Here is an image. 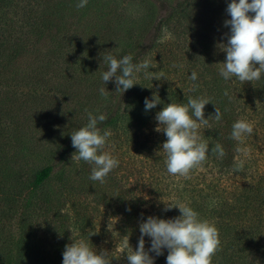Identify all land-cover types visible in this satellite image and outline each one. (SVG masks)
<instances>
[{"label": "trees", "instance_id": "16d2710c", "mask_svg": "<svg viewBox=\"0 0 264 264\" xmlns=\"http://www.w3.org/2000/svg\"><path fill=\"white\" fill-rule=\"evenodd\" d=\"M105 1L88 0L86 7L77 9L75 5L79 0H0V86L16 79L17 60L27 56L32 57L30 65H33L27 78L41 80L45 71L53 70L59 82L60 79L71 83L85 80L89 94H97V99L106 101L104 115L107 119L98 122V127L101 133L103 129L115 131L106 145L115 146L116 155L111 154L119 157V166L128 153L138 160L137 167L129 171L117 167L106 178L112 192L105 200L103 216L117 217L118 235L112 241L104 237L113 248L110 251L113 257L120 256L113 258L111 264H128L126 255H120L125 239L128 237L130 247L135 250L140 237L139 224L148 216L170 219L180 215L177 208L164 210L163 202L175 201L189 203L202 219L208 220L218 229L220 246L212 257V264H264V169L258 171L256 164L259 158L257 152L264 153V76L252 82H240L235 77L225 81L216 65L220 63V57L215 47L208 38L196 37L191 18L188 19L189 12L195 11L198 0H158L170 8L167 16L159 18V28L169 27L173 23L180 40L186 45L190 43L191 47L186 49L191 51L184 54L178 44L168 46V53H160L159 67L155 72H163L164 78L138 80L136 76L135 82L138 84L123 93L117 92L114 81L105 85L102 81L101 74L108 68L103 57L109 54L106 49L112 46L117 50L112 51L117 53L116 56L112 54L117 59L132 54L136 40L130 33L132 28L134 33L138 26L131 23L126 26L127 21L120 14L105 12L108 17L100 20L101 25L94 19L92 24H88L91 30L85 29L82 18L93 16V12L95 16H103L101 7H105ZM150 2L149 14L145 12L144 21L154 20L156 9L154 2ZM162 24L165 26H160ZM159 28L156 26L155 29L158 31ZM120 31L127 34L121 36ZM42 37H48L50 46L40 58L34 45ZM159 47V43L155 45L153 41L138 51L142 53L146 48ZM132 56L133 63H136L137 55ZM57 59H61L62 64L59 70H56ZM193 71L198 75L195 82L189 79ZM193 84L198 85L194 91ZM102 87L109 91L107 99L100 94ZM226 90L227 96L224 95ZM154 92L161 103L145 111L144 100L146 97L151 99ZM111 94L117 100L113 106L110 104ZM12 96L7 90L0 91V264H62L65 245L73 242L69 237H63L66 234L65 220L77 230V237L83 236L82 239L88 241L94 250L100 251L94 242H97L98 235L93 234L95 230L91 215L86 212L87 205L74 199L78 190L77 185L71 183L74 179L69 177L66 180L63 177L62 167L69 161V153L76 151L71 143V133L65 140L67 143L59 147L58 161L48 156L51 150H45L44 154L34 151L32 146L26 149L21 147L25 149V155L34 154L37 162H42L27 182L23 180V172L10 173L8 164L16 162L20 152L16 148L11 159L7 155L12 145L15 146L17 138L14 131L19 128V123L11 119L13 109L9 108H17L11 105ZM189 97H203L210 101L205 105L204 118L209 119L211 127L199 129L202 138L208 142L209 151L206 162L192 169L190 178H185L180 186L179 182H173L175 176L166 169V154L162 150L166 136L153 132L152 128L157 127L155 116L164 105L186 104ZM215 107L222 114L219 122L214 119ZM3 117L9 121L6 122ZM241 118L252 123L254 128L253 133L245 136L242 143L230 138L233 123ZM24 121L29 129L44 127V120L40 116L30 115ZM87 122L88 117L73 130H78ZM151 134L159 136L150 138ZM216 143H220L225 150L223 158H218L211 151ZM237 148L241 151L238 152ZM237 158L245 161L244 170L233 173ZM79 164L83 165L84 173L79 189L85 192L100 190V183L89 179L91 166L83 160ZM56 165L60 166L57 177L63 193L56 191L54 194L49 188L41 192V187L50 179ZM237 175L249 177L245 181H238ZM16 191L23 195V203L19 207L17 226L13 230L7 225L12 209L6 206V198L10 197L11 192L18 195ZM64 205L67 206L66 212L62 211ZM110 207H116V210L111 209V213ZM38 218L47 224L43 230L40 229L45 235L39 234L38 226L34 225ZM60 234L62 238L56 241ZM144 239L145 250H148L151 240L147 236ZM162 251L160 256L149 252L154 264H166L167 249Z\"/></svg>", "mask_w": 264, "mask_h": 264}, {"label": "clouds", "instance_id": "9594fccd", "mask_svg": "<svg viewBox=\"0 0 264 264\" xmlns=\"http://www.w3.org/2000/svg\"><path fill=\"white\" fill-rule=\"evenodd\" d=\"M87 3L88 0H79L75 7L82 9ZM226 12L230 16V19L224 21V25L229 27V32L225 34L227 42L217 44L226 54L224 61L216 64L219 75L225 81L232 77L240 82L260 80L264 76V0H231ZM169 38H172L170 33ZM103 59L108 68L101 74L102 81L104 85L114 81L117 92L123 93L138 84L135 82L136 74L142 70L150 79L164 78L163 72L157 74L148 71L149 68L158 67L150 59L136 64L133 63L131 54L117 59L111 53ZM189 79L195 82L198 79L197 73L193 71ZM196 87L198 85L193 84L192 90ZM99 91L105 99L108 98L109 91L105 87ZM224 95H228L227 90ZM160 103L159 96L154 92L151 99L146 97L144 100L145 111ZM208 103L210 101L203 97H189L186 104L168 103L156 113L155 131L163 132L166 136L162 150L166 154L165 165L169 174L190 178V171L206 162L209 146L199 129L211 127L209 119L204 118V108ZM221 117L219 108L215 107L214 119L219 122ZM106 119L104 114L96 116L88 112V122L70 134L72 146L76 150L72 160L88 163L91 166L89 179L100 184H104L109 173L119 166V160L103 150L112 132L108 129L101 133L98 122ZM253 131L252 123L241 118L233 123L230 138L242 143L244 137L251 135ZM211 151L218 158L226 155L220 143H216ZM237 151L241 149L237 148ZM244 164L243 159L237 158L233 173L242 172ZM163 203L165 211L177 208L180 215L170 219L148 216L139 224L140 237L136 249L130 247L126 237L120 255H126L128 264H154V258L149 252L160 256L163 254L162 250L167 249L166 264H212V257L220 246L219 232L215 225L202 219L189 203ZM145 236L151 240L148 250H145ZM72 241L65 245L62 264H111L113 258L120 257H113L112 252L103 249L97 253L83 239Z\"/></svg>", "mask_w": 264, "mask_h": 264}, {"label": "rangeland", "instance_id": "374dc122", "mask_svg": "<svg viewBox=\"0 0 264 264\" xmlns=\"http://www.w3.org/2000/svg\"><path fill=\"white\" fill-rule=\"evenodd\" d=\"M116 1L117 4L115 3V0H107L104 2L105 7H101V12L104 13L103 16H98L97 14V16H95V12H93V16L87 17L86 19L85 17H83L82 20L85 24V29H88L89 31L91 30V25L88 26V24H92L94 19H97L96 21H98V24L101 25L100 20L103 21L108 17V15H105V12L106 14L110 15L117 12L121 15L122 18L126 19V26L130 23L138 26L134 30V33L132 31L133 28L130 33L135 37L134 39L136 40V48L131 54L134 56L137 55L136 64L141 63L145 59H150L154 63H157L159 67L160 53L163 51H166L168 53V50L166 48H168V46H172L174 43L180 46V49H182V53H190L191 49H186L187 47H191L190 43L188 42L186 45L185 43H183V40H180V36H178L177 31L174 30L175 28L173 26V23H170L169 27L166 26L159 28V25L157 24L159 18L167 16L166 14L170 10V8H167L163 2L152 0L155 4H153V6L156 9L154 20L144 21L143 17L145 16V12L146 14H149L151 0H120L121 2L119 0ZM230 2L231 0H198L196 3V7L194 8L195 11L191 10L192 12H189L190 15L188 16V19L191 18V21L193 23L192 25L195 28L194 33L195 35H197L196 37L206 40L208 38L209 43H211L215 47L214 49L216 50L217 56L219 55L220 57V63L224 61L226 54L217 47V44L220 42H227V37L225 34L229 32V27H226L224 25V21L226 19H230V16H228L226 12L227 5ZM111 25L114 24L112 23ZM156 26L157 28H159L158 31L155 29ZM160 26L165 25L162 24ZM169 33L171 34L172 38H169ZM124 34H122L120 31L121 36H123ZM153 41H155V45L156 43H159V46L161 47L152 49L146 48L145 50H142V53L138 51L143 46L153 43ZM182 43L184 44V46ZM29 46L33 47L31 45ZM49 46L50 41L48 37H42L41 39L37 40L36 44L34 45V48L38 50L37 56L43 58V54L47 49H49ZM106 50L115 56L117 55V53H112V51H117L115 49V46L108 47ZM56 61V70H59L62 65L61 59H57ZM30 64H32V57H19L15 66L18 72V74L16 75V79L9 80L5 86H0L1 92H6L7 90L14 95L12 96L14 98L11 105L17 106V108L15 109L13 107H10L9 109H13L12 113H10L11 119L19 123V128L15 129L14 131V134L17 138L15 139V146L13 147L12 145L11 150L7 152V155L11 159L15 155L16 148L18 151H20L16 156V159L18 160L14 162L15 164L11 162L8 164L10 167V173L15 171L23 172L22 177L26 182L33 174V172L39 169L42 164L41 161L37 162L34 154L25 155V149L27 146H32V149L34 151H41L44 152V154L45 150H47V152L51 150L52 152H49L48 156L52 157L53 161H58L60 159L58 157V153H60L59 147H62L65 142L67 143V141L65 140L68 134L73 131L76 125H80L83 121H85L86 117H88V112H91L93 115L98 116L100 114H104L106 111V107L104 106V104H106V101L103 98L97 99V97H95L97 94H89V91L86 88L87 82L85 80H74L71 83L70 81H62L60 79L59 82V80L57 79V73L55 74L53 70H49L48 72L45 71V73L42 75L41 80H36V78L31 80L27 78L31 70L33 69V65L31 66ZM158 67L149 68L148 71L157 72ZM136 76L138 80H146V78L148 80L150 79L145 75V72L143 70L137 73ZM114 101H117L116 97L114 96V94H111L110 104L112 106L114 104ZM22 103L24 107H22ZM9 109L7 110V112L9 111ZM30 115L40 116L44 120V127H36V129L27 128L26 121L24 120H26V118ZM4 120L6 122L9 121V119L6 118H4ZM155 128L156 127L152 128L153 132L157 134L163 133L155 131ZM110 130L112 132V135H114L115 131L112 129ZM8 132L10 133L11 129H9ZM157 134H151L152 136H150V138L159 136ZM21 147L25 149H22ZM113 147L115 146L106 145L104 150L112 153L113 155H116ZM248 150L250 149L248 148ZM73 153L74 152L69 153V161L65 165L63 164V177L66 180H68L69 177L71 179H74V182L72 181L71 183L77 185L78 189L77 194L74 196V199H78L79 201H82V203L87 205L86 212L88 213V215H91V220L93 223L92 226L95 230L94 233L98 235L97 242L94 240L96 246L99 247L100 250L103 249L110 252L112 246L108 245L109 241L107 239H111V241L114 240L117 235L115 233H118V229L116 227L117 217L103 216L104 211H102V206L105 208V200L112 191L109 189L106 182L104 184H100V190L98 191H81L79 187L82 184L81 178L84 177L83 165L79 164L80 161L77 162L75 160H72ZM256 156L259 157L256 163L258 166V171H263L264 153L257 152ZM117 159H119V157ZM121 162L123 164L118 167H121V169H125L124 171H129V169L135 168L138 165L137 158L131 156L129 153L123 157ZM59 168V165H56L54 167L52 176L46 183H44L43 187H41V192L47 190L48 188L49 190L53 191L54 194L56 191L61 192V184L58 181L57 177L60 171ZM237 177L238 181L239 179H241V181H245L246 177L249 176L237 175ZM184 180V177L176 175L175 179H173V182H179L178 184L181 186L183 185ZM61 193H63V191ZM16 194L18 195H14L13 192H11L10 197L6 198L7 204L5 203L7 207L12 209V211H10V215H12L7 219V225H9V228L13 230H15L17 226L16 224L18 221L19 207H21V204L23 203V195L18 191H16ZM110 205L114 206L113 203H111ZM66 209L67 206L64 205L62 207V211L66 212ZM111 209L116 210V207H110L109 212H111ZM38 219H35L34 225L38 226L39 234L45 235V232H42V230L43 227L47 224L41 219ZM65 223L66 225L64 227V231L66 232V234L63 237H69L72 240H81L83 236L77 237V230L73 229V227L70 226V222L65 220L63 221V224ZM55 224L56 228H58V223L55 222ZM55 224L53 223L54 226ZM104 235L107 239L104 237ZM59 238H62L61 234L57 236L56 241H58ZM95 251L99 253L98 249H96Z\"/></svg>", "mask_w": 264, "mask_h": 264}]
</instances>
